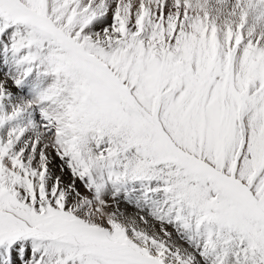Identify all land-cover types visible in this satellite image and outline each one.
<instances>
[{
    "label": "snow or ice",
    "instance_id": "6c2138e0",
    "mask_svg": "<svg viewBox=\"0 0 264 264\" xmlns=\"http://www.w3.org/2000/svg\"><path fill=\"white\" fill-rule=\"evenodd\" d=\"M0 264H264V0H0Z\"/></svg>",
    "mask_w": 264,
    "mask_h": 264
},
{
    "label": "bare ground",
    "instance_id": "6f19581e",
    "mask_svg": "<svg viewBox=\"0 0 264 264\" xmlns=\"http://www.w3.org/2000/svg\"><path fill=\"white\" fill-rule=\"evenodd\" d=\"M59 163V161H55L54 162V170H55V164H58Z\"/></svg>",
    "mask_w": 264,
    "mask_h": 264
}]
</instances>
